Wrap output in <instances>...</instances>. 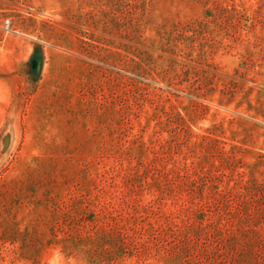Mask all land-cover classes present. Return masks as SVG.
<instances>
[{
    "label": "rangeland",
    "instance_id": "374dc122",
    "mask_svg": "<svg viewBox=\"0 0 264 264\" xmlns=\"http://www.w3.org/2000/svg\"><path fill=\"white\" fill-rule=\"evenodd\" d=\"M0 264H264V0H0Z\"/></svg>",
    "mask_w": 264,
    "mask_h": 264
},
{
    "label": "water",
    "instance_id": "95a60500",
    "mask_svg": "<svg viewBox=\"0 0 264 264\" xmlns=\"http://www.w3.org/2000/svg\"><path fill=\"white\" fill-rule=\"evenodd\" d=\"M34 60L36 61L34 68H36V71H37L39 69V65H40V53L39 52L34 53Z\"/></svg>",
    "mask_w": 264,
    "mask_h": 264
}]
</instances>
